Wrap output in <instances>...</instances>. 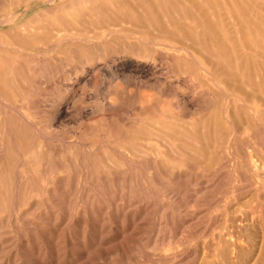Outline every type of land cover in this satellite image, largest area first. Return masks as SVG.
I'll use <instances>...</instances> for the list:
<instances>
[{
	"label": "rangeland",
	"instance_id": "1",
	"mask_svg": "<svg viewBox=\"0 0 264 264\" xmlns=\"http://www.w3.org/2000/svg\"><path fill=\"white\" fill-rule=\"evenodd\" d=\"M0 3V264H264V0Z\"/></svg>",
	"mask_w": 264,
	"mask_h": 264
},
{
	"label": "bare ground",
	"instance_id": "2",
	"mask_svg": "<svg viewBox=\"0 0 264 264\" xmlns=\"http://www.w3.org/2000/svg\"><path fill=\"white\" fill-rule=\"evenodd\" d=\"M12 1H13V0H12ZM2 3H3V2H2ZM2 5H3V4L0 3V12H1L2 9H3V6H2ZM4 6H6V5H4ZM67 8H68V7H67ZM65 9H66V7H65ZM10 15H11V14H10ZM12 15H13V14H12ZM7 16H8V15H7ZM7 16H6V17H7ZM6 17H4L5 20H7ZM11 17H12V16H10V17L8 18V20H10ZM1 24H4V22H3V21H0V25H1ZM0 29H1V28H0ZM0 44H1V43H0ZM52 48H54V47H52ZM46 51H47V50H46ZM36 65H37V64H36Z\"/></svg>",
	"mask_w": 264,
	"mask_h": 264
}]
</instances>
